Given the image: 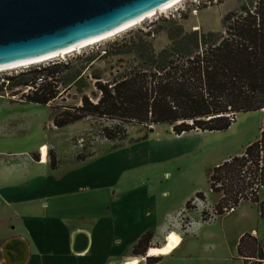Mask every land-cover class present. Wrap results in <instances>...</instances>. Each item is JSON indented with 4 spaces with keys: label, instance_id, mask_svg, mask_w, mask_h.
I'll list each match as a JSON object with an SVG mask.
<instances>
[{
    "label": "trees",
    "instance_id": "1",
    "mask_svg": "<svg viewBox=\"0 0 264 264\" xmlns=\"http://www.w3.org/2000/svg\"><path fill=\"white\" fill-rule=\"evenodd\" d=\"M169 21L163 30L150 24L142 36L116 37V52L110 47L103 51L83 48L64 58L2 74L0 94L18 95L15 101L22 103L47 105L57 99L65 102L63 95L74 91L78 103L52 106L54 126L95 118L100 121L99 135L117 143L114 149L127 140L146 139L161 124L170 125L176 135L225 131L238 113L264 110V0L244 1L228 11L219 32L186 30L177 18ZM161 33L170 42L157 51L153 37ZM118 54L133 58L116 59L108 68L97 65ZM132 123L147 129L142 137L129 136ZM50 165L57 166L55 151H50ZM207 175L210 189L220 194L216 215L223 214L224 207L249 200L264 219V198L255 187L264 185V125L241 154L212 167ZM152 237V231H146L132 253L145 255ZM237 253L244 264L264 262L261 243L250 232L239 237ZM157 261L156 256L147 257L148 264Z\"/></svg>",
    "mask_w": 264,
    "mask_h": 264
},
{
    "label": "rangeland",
    "instance_id": "2",
    "mask_svg": "<svg viewBox=\"0 0 264 264\" xmlns=\"http://www.w3.org/2000/svg\"><path fill=\"white\" fill-rule=\"evenodd\" d=\"M194 1L181 0L117 37L142 36L141 32L150 24L163 30L169 26V20L175 18L186 30H197L198 27L205 33L219 32L223 30V16L250 0H211L210 4L199 5ZM181 12L182 17L179 15ZM115 38L87 49L100 48L103 51L110 47L116 52ZM169 42L165 33L153 37L157 51ZM132 58V54H118L97 65L108 68L115 64L116 59L128 61ZM27 66L2 70L0 76ZM74 94L72 91L67 97L63 95L65 102L57 99L47 105L11 102L19 96L0 94L6 97L0 98V122L11 118L10 122H13L20 138L25 137L31 142L43 139L49 159L50 151H55L60 171L53 170L52 174L53 177H65L66 192L63 195L67 198H70L67 192L73 194L69 180L74 178L99 187L100 195H93L94 191L85 189L79 192L77 202L81 211L86 213L89 207L98 210L101 215L99 224L103 225L111 204L114 217L121 214L123 218L122 221L117 219L116 227L121 232L126 230L123 233H134L138 228H146L153 235L169 229L180 231L182 245L173 254L161 255L165 259L160 264H244L237 253L238 237L252 229L258 232V240L264 250V219L260 217L257 206L249 200H242L235 212L227 213L223 208L224 213L216 215L215 205L220 194L210 189L207 175L209 169L229 155H239L249 142L259 136L264 110L261 113H238L236 121L225 131H191L176 135L170 125L161 124L148 133L146 139L139 142L127 140L114 149L117 143L99 135L100 121L95 118L62 128L54 126L52 106L78 103ZM6 100L10 102L8 107ZM146 130L134 123L128 125L129 136L134 139L142 137ZM79 154L86 155V158L78 160ZM76 184L74 182L73 187ZM198 192L203 196H198ZM260 196L264 198L262 190ZM188 200L189 208L186 207ZM156 242L151 243L155 246Z\"/></svg>",
    "mask_w": 264,
    "mask_h": 264
},
{
    "label": "crops",
    "instance_id": "3",
    "mask_svg": "<svg viewBox=\"0 0 264 264\" xmlns=\"http://www.w3.org/2000/svg\"><path fill=\"white\" fill-rule=\"evenodd\" d=\"M0 98L6 97L0 95ZM9 103L6 100V107ZM10 121L11 118L0 122V196L3 201L0 206V264H9L2 246L14 237L22 239L27 246L28 254L24 264H128L133 256H142L139 264H148L147 257L156 256L159 261L153 264H160L166 255H150V248L166 244V235L171 230L181 236L180 246L182 245L180 231L163 230L162 234L153 235L151 242H158L155 246L151 243L145 255H134L133 246L147 229L138 228L134 233H123L126 230L121 232L116 229L117 219L122 221L123 218L121 214L114 217L111 204L103 225L99 224L101 215L98 210L89 207L88 212L81 211L77 202L79 192L85 189L94 191L93 195H100L99 187L74 178L69 180L73 194L67 192L70 196L67 198L63 195L66 192L63 182L65 177H53L52 171H60V168H52L50 165L48 149L43 145V139L31 142L25 137L20 138ZM45 150L46 153L43 152ZM231 156L234 155L227 156L220 163ZM56 157L58 161L59 158ZM74 182L77 183L75 187ZM255 232L252 229L250 233ZM78 233L87 234L88 244L84 249L75 251L74 246L83 248L81 245L84 244L83 238L76 241ZM253 235L259 238L258 232ZM8 253L15 252L10 249Z\"/></svg>",
    "mask_w": 264,
    "mask_h": 264
},
{
    "label": "water",
    "instance_id": "4",
    "mask_svg": "<svg viewBox=\"0 0 264 264\" xmlns=\"http://www.w3.org/2000/svg\"><path fill=\"white\" fill-rule=\"evenodd\" d=\"M175 0H0V69L65 57L144 23ZM62 55V56H61ZM83 248L88 244L85 233ZM14 249L15 253H8ZM9 264H24L28 249L14 237L2 246Z\"/></svg>",
    "mask_w": 264,
    "mask_h": 264
},
{
    "label": "bare ground",
    "instance_id": "5",
    "mask_svg": "<svg viewBox=\"0 0 264 264\" xmlns=\"http://www.w3.org/2000/svg\"><path fill=\"white\" fill-rule=\"evenodd\" d=\"M179 1H181V0H175L174 2L169 4L167 7H165L164 9L159 11L158 13H160V12L164 11L165 9L173 6L174 4L178 3ZM197 29H198V27H197ZM7 69H9V68H7ZM2 70H6V69H0V71H2ZM43 152L46 153L47 150H45ZM166 241H167L166 244H164L163 246L150 248L149 254L150 255L171 254L176 248H178L180 246V244L182 242V238L177 232H175L174 230H171L168 233V235H166ZM13 251H14V249H13ZM142 259H143L142 256H133L130 259V262L128 264H139Z\"/></svg>",
    "mask_w": 264,
    "mask_h": 264
},
{
    "label": "built area",
    "instance_id": "6",
    "mask_svg": "<svg viewBox=\"0 0 264 264\" xmlns=\"http://www.w3.org/2000/svg\"><path fill=\"white\" fill-rule=\"evenodd\" d=\"M213 1H215V0H213ZM217 1V0H216ZM196 4H210V2H211V0H195L194 1ZM197 11V10H196ZM264 125V124H263ZM262 128H263V126H262ZM261 131H262V129H261ZM256 188H259V190H264V185H259V186H255ZM256 190V189H255ZM2 203H3V201H2V198H1V196H0V206L2 205ZM236 207H237V205H229V206H227V207H224L225 208V211L227 212V213H233V212H235L236 211Z\"/></svg>",
    "mask_w": 264,
    "mask_h": 264
}]
</instances>
